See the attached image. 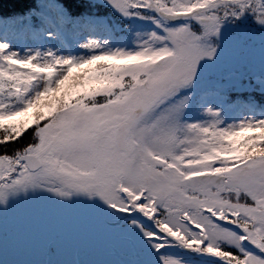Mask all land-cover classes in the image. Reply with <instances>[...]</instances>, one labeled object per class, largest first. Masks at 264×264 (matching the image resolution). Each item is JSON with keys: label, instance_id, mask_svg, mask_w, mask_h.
<instances>
[{"label": "snow or ice", "instance_id": "6c2138e0", "mask_svg": "<svg viewBox=\"0 0 264 264\" xmlns=\"http://www.w3.org/2000/svg\"><path fill=\"white\" fill-rule=\"evenodd\" d=\"M0 264H264V0H0Z\"/></svg>", "mask_w": 264, "mask_h": 264}]
</instances>
